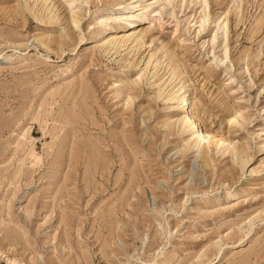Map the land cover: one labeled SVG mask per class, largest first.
Listing matches in <instances>:
<instances>
[{
	"label": "rangeland",
	"instance_id": "rangeland-1",
	"mask_svg": "<svg viewBox=\"0 0 264 264\" xmlns=\"http://www.w3.org/2000/svg\"><path fill=\"white\" fill-rule=\"evenodd\" d=\"M205 1L0 0V264H264V0Z\"/></svg>",
	"mask_w": 264,
	"mask_h": 264
},
{
	"label": "bare ground",
	"instance_id": "bare-ground-1",
	"mask_svg": "<svg viewBox=\"0 0 264 264\" xmlns=\"http://www.w3.org/2000/svg\"><path fill=\"white\" fill-rule=\"evenodd\" d=\"M166 3H167V6H169V5H171L174 1L176 2L177 0H164ZM181 1V3H183V2H186L187 0H180ZM48 2V1H47ZM152 2V1H151ZM45 3V2H44ZM154 3V2H153ZM190 3H195V5L196 4H200V6H202V8L203 9H205L207 6H206V1L205 0H190ZM155 4V3H154ZM47 5V4H46ZM182 5V4H181ZM140 6V5H139ZM138 6H135V5H132L131 6V9H135V8H137ZM28 8V7H27ZM27 10V9H26ZM28 11V10H27ZM31 12V11H30ZM148 14H146L147 16L144 18V19H146V18H148L149 16H151V15H153L154 14V17L156 16V15H158L159 17H161V14H160V12H158L156 9H152V10H150L149 12H147ZM32 15H33V17H34V19L36 20V21H38L39 23L40 22H42V23H49V25H50V23H54L55 22V20L54 19H56V18H52L51 16L52 15H50V17L51 18H48L46 15H45V17H43V16H41V15H39L37 12L35 13V12H33V13H31ZM156 14V15H155ZM206 15V14H205ZM55 17V16H54ZM152 17V16H151ZM171 17V16H170ZM150 18V17H149ZM153 18V17H152ZM46 19V20H45ZM73 22L72 23H74L75 25L77 24V20L75 19V18H73V19H71ZM206 21H207V19L205 18V17H203L202 19H201V22H202V27H203V25L206 23ZM59 22V21H58ZM56 23V22H55ZM71 24V23H70ZM225 26V25H224ZM260 26V25H259ZM258 26V27H259ZM224 29V28H223ZM174 31L175 32H177V29H174ZM141 33H143V32H141ZM135 35V34H134ZM134 35H133V37H134ZM138 35V34H137ZM143 35V34H142ZM139 36V35H138ZM137 36V37H138ZM132 36L130 37V36H124V37H122V38H119L118 40H114L113 39V41H107V42H105V43H103L102 44V46H101V48L103 47V48H107L108 49V47H112V45L113 44H116V43H120V44H118L119 46L120 45H124L125 43H127L129 40L131 41H133L134 39H132L133 38ZM136 37V36H135ZM136 37V38H137ZM135 38V39H136ZM140 37H138V39H139ZM117 39V38H116ZM139 41H141V40H139ZM135 43V42H134ZM133 43V44H134ZM138 44V43H137ZM135 46H136V44H134ZM137 46H139V45H137ZM141 46V45H140ZM110 47V48H111ZM122 47V46H121ZM120 47V48H121ZM115 48H116V46H115ZM123 48V47H122ZM136 48V47H135ZM112 49H114V46H113V48ZM104 51H106L105 49H104ZM116 51V50H115ZM156 63V62H155ZM151 64V63H150ZM148 65V64H147ZM172 71V70H171ZM172 75H174L175 76V74H172ZM172 78V77H171ZM177 91V90H176ZM162 92V91H161ZM175 92V91H174ZM173 92V93H174ZM176 93V92H175ZM174 93V94H175ZM178 93V92H177ZM158 95H159V93H158ZM161 95V94H160ZM160 95L158 96V97H160ZM170 96L171 97H173L172 95H171V93H170ZM175 96H177L176 94H175ZM167 97V96H166ZM168 97H169V95H168ZM170 97V98H171ZM178 97V96H177ZM176 97V98H177ZM170 98H169V100H170ZM168 100V99H167ZM168 100V101H169ZM174 100V99H173ZM185 101H187V100H185V99H183L182 101L180 100V102L181 103H184ZM180 102H179V104H180ZM187 103V102H186ZM184 106H186V105H183V107ZM183 109V108H182ZM235 114V113H234ZM193 118L191 117V116H189V115H187V116H185L184 118H183V122L185 123V124H188L189 125V130H190V133L191 132H193V131H196V132H194V133H192L191 135L194 137L193 139L196 141V143H197V145H201V143L203 142V141H206L207 140V142H208V144H209V146L210 145H212L214 148H220V147H222V146H224V145H226V146H228L229 144H227L228 142H227V140H225V139H223V138H221V139H218V140H216L215 139V137H212V136H210V135H208L207 133H205V132H203V131H197V130H199L198 129V125H197V123L196 122H193V120H192ZM231 119V118H230ZM232 119H235V117L233 116L232 117ZM184 124V125H185ZM184 127V126H183ZM212 146H210V147H212ZM221 149V148H220ZM209 150V149H208ZM235 151V150H234ZM236 151H237V149H236ZM242 151V150H241ZM235 153L236 152H234L233 154L235 155ZM243 152H241V153H239V155H241ZM205 155H206V153H205ZM237 155H238V152H237ZM244 156L242 155V157L240 156V158H243ZM237 158V157H236ZM238 160H241V159H239L238 158ZM244 160H246V162H247V158L246 157H244ZM243 160V161H244ZM242 163V162H241ZM245 163V162H244ZM248 163V162H247ZM247 163H245V164H247ZM244 164V165H245ZM242 166V165H241ZM244 167V166H243Z\"/></svg>",
	"mask_w": 264,
	"mask_h": 264
}]
</instances>
